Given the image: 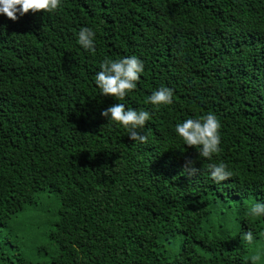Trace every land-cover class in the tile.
Wrapping results in <instances>:
<instances>
[{
  "label": "trees",
  "instance_id": "1",
  "mask_svg": "<svg viewBox=\"0 0 264 264\" xmlns=\"http://www.w3.org/2000/svg\"><path fill=\"white\" fill-rule=\"evenodd\" d=\"M82 27L95 51L78 44ZM131 55L145 65L137 88L101 95L102 60ZM161 87L173 103H145ZM117 103L153 113L146 143L101 115ZM209 112L222 124L212 161L175 133ZM221 161L235 175L217 184L208 164ZM48 192V243L34 260L0 241V264H249L264 251V218L248 216L264 201V0H62L0 15V228Z\"/></svg>",
  "mask_w": 264,
  "mask_h": 264
},
{
  "label": "clouds",
  "instance_id": "2",
  "mask_svg": "<svg viewBox=\"0 0 264 264\" xmlns=\"http://www.w3.org/2000/svg\"><path fill=\"white\" fill-rule=\"evenodd\" d=\"M61 5L62 0H0V15L17 21L30 11L52 13ZM77 37V42L83 49L95 51L97 33L92 27H82ZM144 70L143 60L136 55L121 59L105 58L100 63V70L95 74L94 83L101 95H111L117 100H122L137 88V82ZM173 100V90L169 87H161L154 90L145 103L159 107L171 105ZM101 115L108 123L125 128L131 141L147 142V136L142 135L138 130L144 129L146 122L152 119L153 113L149 110H137L124 103H117L103 110ZM221 128L222 124L217 115L209 112L199 118H189L177 123L175 133L182 139L184 145L194 147L199 157L212 161L213 157L222 151ZM185 171L189 176H196L200 170L189 161ZM208 172L217 184L235 175L234 170L222 161L209 163ZM248 216L254 219L264 218V201H256L251 206ZM240 238L249 245L256 242V237L251 230L242 232ZM262 258H264V251L252 255L249 264H260Z\"/></svg>",
  "mask_w": 264,
  "mask_h": 264
},
{
  "label": "rangeland",
  "instance_id": "3",
  "mask_svg": "<svg viewBox=\"0 0 264 264\" xmlns=\"http://www.w3.org/2000/svg\"><path fill=\"white\" fill-rule=\"evenodd\" d=\"M57 205V196L54 193L48 192L39 195L36 207L28 208L17 215L10 227L0 228V241L7 243L6 246L18 258L21 254H26L30 257L33 256L36 260V248L48 243L49 223L53 220V213ZM180 244L179 238H173L172 243L166 247L170 260L180 251Z\"/></svg>",
  "mask_w": 264,
  "mask_h": 264
}]
</instances>
